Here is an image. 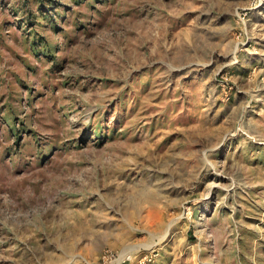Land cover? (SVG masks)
<instances>
[{"label": "rangeland", "instance_id": "obj_1", "mask_svg": "<svg viewBox=\"0 0 264 264\" xmlns=\"http://www.w3.org/2000/svg\"><path fill=\"white\" fill-rule=\"evenodd\" d=\"M0 264H264V0H0Z\"/></svg>", "mask_w": 264, "mask_h": 264}]
</instances>
